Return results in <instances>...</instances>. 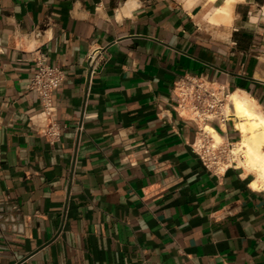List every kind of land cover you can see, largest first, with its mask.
I'll use <instances>...</instances> for the list:
<instances>
[{
    "label": "crops",
    "instance_id": "0c3cea01",
    "mask_svg": "<svg viewBox=\"0 0 264 264\" xmlns=\"http://www.w3.org/2000/svg\"><path fill=\"white\" fill-rule=\"evenodd\" d=\"M222 1L0 0V264H264V193L201 164L171 99L201 75L264 113V0L212 22ZM39 54L64 73L53 143Z\"/></svg>",
    "mask_w": 264,
    "mask_h": 264
},
{
    "label": "built area",
    "instance_id": "2783aa9c",
    "mask_svg": "<svg viewBox=\"0 0 264 264\" xmlns=\"http://www.w3.org/2000/svg\"><path fill=\"white\" fill-rule=\"evenodd\" d=\"M94 60L95 51L87 57V63L91 69ZM63 80L62 69L48 63L44 54H39L35 59V72L27 88L37 95L40 114L44 122L43 135L49 143L56 142L60 136V126L56 120L53 104V92ZM228 93L229 91L223 85L194 74L179 77L171 87V99L175 103L174 110L179 116L187 117L196 124V134L189 143V148L201 164L212 172L235 168L233 156L229 154L234 141L223 137L224 141L214 146L212 138L204 132L207 125L218 132L217 128L220 129L231 119L226 112ZM261 191L264 193V190ZM3 213L4 209L0 206V217Z\"/></svg>",
    "mask_w": 264,
    "mask_h": 264
},
{
    "label": "bare ground",
    "instance_id": "6f19581e",
    "mask_svg": "<svg viewBox=\"0 0 264 264\" xmlns=\"http://www.w3.org/2000/svg\"><path fill=\"white\" fill-rule=\"evenodd\" d=\"M193 1L185 0L184 4L190 6ZM237 1L247 0H223L214 9L211 21L228 24L233 5ZM226 112L239 134L237 141H234L229 149V154L235 161V168L243 170V176L250 175L248 185L252 189L264 190V113L252 97L238 90L228 93ZM204 132L212 138L214 146L224 141V135L222 137L211 126L207 125Z\"/></svg>",
    "mask_w": 264,
    "mask_h": 264
}]
</instances>
